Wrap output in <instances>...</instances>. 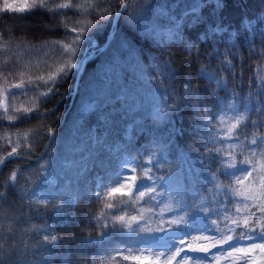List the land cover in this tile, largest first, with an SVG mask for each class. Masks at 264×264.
Wrapping results in <instances>:
<instances>
[{
  "label": "snow or ice",
  "instance_id": "obj_1",
  "mask_svg": "<svg viewBox=\"0 0 264 264\" xmlns=\"http://www.w3.org/2000/svg\"><path fill=\"white\" fill-rule=\"evenodd\" d=\"M224 8L225 0H118L115 12L111 0H28L0 8V14L47 15L53 23L46 30L63 33L39 45L43 74L17 72L19 55L0 63L6 85L0 126L54 115L47 102L62 100L60 88L70 78L83 81L100 57L93 67L97 86L109 77L127 81L131 73L152 93L148 116L137 119V111H119L118 91L97 87L81 112L97 125L83 131L87 161L67 180L51 167L59 152L52 150L59 140L54 129L39 156L29 142L35 130L15 133V142L3 137L16 146L0 156V264H74L73 257L79 264H123L145 253L155 256L152 264H264V69L257 65L245 82L234 64L238 42L264 57L255 43L264 45V15L245 16L234 28ZM13 47L37 45L0 32V50ZM20 96L28 102L17 106ZM13 160L25 163L5 177ZM82 202L99 211L79 217ZM85 221L78 232L67 231Z\"/></svg>",
  "mask_w": 264,
  "mask_h": 264
},
{
  "label": "trees",
  "instance_id": "obj_2",
  "mask_svg": "<svg viewBox=\"0 0 264 264\" xmlns=\"http://www.w3.org/2000/svg\"><path fill=\"white\" fill-rule=\"evenodd\" d=\"M28 2V0H0V8H3L5 4L11 5L12 7H23ZM118 0H111V10L115 12L116 5ZM103 6V5H102ZM264 15V0H225V8L222 12L223 19L225 22L233 25L234 28L240 26V21L243 17H252ZM53 23V20L50 19L47 15L44 14H33V15H24L20 14H0V32H8L9 35H14L17 39H23L25 43H30L37 45L36 48H12L10 52H4L0 50V63L8 57L20 56V67L16 68L17 72L23 71L26 75L35 73L37 75L43 74V64L39 63L44 53L39 48V45L42 41L46 40H58L62 39L63 33L60 30L48 31L45 28V25H50ZM112 31V29L110 30ZM195 34L193 33V39ZM7 39V37H6ZM98 42L103 44L104 37H98ZM240 44L239 51L237 53V59L234 60L235 72L242 73L243 79L245 82L249 81L256 72L257 65H260L264 69V57L258 55H250L247 47H245L242 42ZM257 48H264V45L260 43L259 38L256 40ZM201 52H205L204 45H198ZM173 51H178L173 49ZM221 51H224L223 45L221 46ZM206 54V53H205ZM104 57H100L95 61V65H90L87 71L83 74V81L80 80L79 83V95L76 94L74 104L69 111L65 122L61 125V122L64 118V114L69 106V102L72 97V92L74 89L75 80L69 79L60 88V94L63 96L61 100L60 96L53 98L48 101L44 106L47 109H51L54 112V115H50L47 118H33L30 121L19 122L15 127H9L8 122H5L0 126V156L6 155L7 151H11L12 147H15V143L8 145L3 139L4 136L8 135L10 139L15 142L18 137L15 133L19 132L23 135L24 132L35 130L34 140L29 141L33 143V146L36 147V156L43 152V145L47 144V132L48 129H54L59 134V140L53 145V151H56L59 148V152L54 154L51 158V167L54 170V175L57 177L60 176V180L65 178V171L59 169L60 165H63L67 159L72 155H75L74 152L76 145L79 144V147L86 149L87 146H82L80 143L84 140L82 133L87 129L89 125L92 128L96 127V118L92 116L89 112H84L83 116L81 112L83 111V106L86 103H89L91 96H95L97 87L102 89H108L109 91H118L120 93L119 99L122 103L121 109L119 111L127 110L129 114L134 111H137V119L146 118L148 112L152 105V93L149 87L144 84L141 80L135 79L132 77L131 73L128 74V79L125 81L123 76L116 83H112L111 78L109 77V83L107 85H99L93 80V67L99 68L101 61ZM183 61V56H180L177 60V66H179ZM216 61H213V67L216 66ZM225 76H228L231 79L229 73H223ZM18 82L16 79H10L9 83ZM126 83V84H125ZM239 83V80H237ZM6 86L3 82L2 77H0V89ZM43 91V89H41ZM104 93H101L103 95ZM29 96L32 93L28 94ZM60 101L57 104V101ZM16 105L20 106L21 104H26L28 102L27 97L20 96L16 99ZM116 101L109 99L106 103L114 104ZM55 106H57L55 108ZM43 111V109H42ZM79 121V123H77ZM188 123V120L185 119V124ZM45 125L43 129L40 128L41 125ZM83 125V129L78 131L77 129ZM32 160L35 157L31 158ZM25 161L13 160L8 162L3 168V174L6 177L11 170H13L17 164H24ZM33 167L35 165L33 164ZM26 175L28 172L26 171ZM91 211L93 214L99 211V208L94 203L89 205L86 202L79 204L77 208V215L83 217L86 213ZM134 214V213H130ZM151 220V226L156 227V219L154 217H149ZM40 223V221H37ZM86 227V221L78 225L75 229H68L67 231H79L80 228ZM57 231L62 234L65 233V229H57ZM98 231V229H97ZM200 243V242H196ZM195 246V245H194ZM95 254V248H89L87 252V257H91ZM135 255H139L136 253ZM99 259V257H97ZM119 259V258H118ZM74 264H79V257H73ZM123 264H152V259L150 256H140V260H130L124 261Z\"/></svg>",
  "mask_w": 264,
  "mask_h": 264
},
{
  "label": "rangeland",
  "instance_id": "obj_3",
  "mask_svg": "<svg viewBox=\"0 0 264 264\" xmlns=\"http://www.w3.org/2000/svg\"><path fill=\"white\" fill-rule=\"evenodd\" d=\"M17 97L16 99H18ZM87 141V140H85ZM85 151H82L81 149L76 152L75 155H72L71 158L67 161L66 166L64 167V170H67V175L63 180H67L76 174V169L80 167L82 164H84L87 161V155H84L83 158H81V154ZM57 178L60 179V176L58 175ZM147 256V253L144 254V257ZM152 261L155 260V256H150ZM259 253L256 254V259L259 261Z\"/></svg>",
  "mask_w": 264,
  "mask_h": 264
},
{
  "label": "water",
  "instance_id": "obj_4",
  "mask_svg": "<svg viewBox=\"0 0 264 264\" xmlns=\"http://www.w3.org/2000/svg\"><path fill=\"white\" fill-rule=\"evenodd\" d=\"M79 78H76V84H75V90H74V93H73V97H72V100H71V102H70V107L73 105V101H74V97H75V94H76V88H78V83H79ZM69 107V108H70ZM69 110V109H68ZM67 110V111H68ZM67 113V112H66Z\"/></svg>",
  "mask_w": 264,
  "mask_h": 264
}]
</instances>
